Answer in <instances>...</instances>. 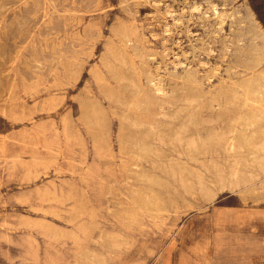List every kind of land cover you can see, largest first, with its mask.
Segmentation results:
<instances>
[{"label": "rangeland", "instance_id": "374dc122", "mask_svg": "<svg viewBox=\"0 0 264 264\" xmlns=\"http://www.w3.org/2000/svg\"><path fill=\"white\" fill-rule=\"evenodd\" d=\"M262 48L264 0H0V264H264V169L186 146Z\"/></svg>", "mask_w": 264, "mask_h": 264}, {"label": "bare ground", "instance_id": "6f19581e", "mask_svg": "<svg viewBox=\"0 0 264 264\" xmlns=\"http://www.w3.org/2000/svg\"><path fill=\"white\" fill-rule=\"evenodd\" d=\"M253 52L252 56L246 57L245 66L250 74L249 78L241 84L214 96L212 99L217 105L222 102L227 109L228 120L225 121V127H220L219 130L212 127L205 137H193L186 144L190 149L203 150V152L218 148L230 159L232 158V165L241 167L243 165L242 174L240 173V183L242 182L244 186L250 182L252 177H257L259 170L264 169V162H262V156L260 155L264 154V53H260V51ZM212 101H209V103ZM210 105L212 104L210 103ZM184 131H186V127L183 128ZM177 140L182 139L179 137ZM242 153L255 154L256 157L250 160L247 157L241 158L239 155ZM238 158H240V161ZM227 162L229 161L227 160ZM210 164L207 163V165ZM233 176H236L235 173Z\"/></svg>", "mask_w": 264, "mask_h": 264}]
</instances>
